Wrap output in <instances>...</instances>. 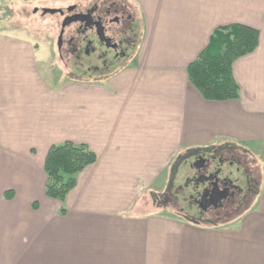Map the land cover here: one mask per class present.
Returning a JSON list of instances; mask_svg holds the SVG:
<instances>
[{
    "label": "crops",
    "instance_id": "crops-1",
    "mask_svg": "<svg viewBox=\"0 0 264 264\" xmlns=\"http://www.w3.org/2000/svg\"><path fill=\"white\" fill-rule=\"evenodd\" d=\"M124 1L142 33L104 79L46 85L35 46L0 35V264H264V0ZM234 24L259 33L232 65L240 96L205 101L186 68ZM64 142L96 160L62 205L44 195L43 162ZM240 150L260 172L234 222L202 223L158 203L181 155Z\"/></svg>",
    "mask_w": 264,
    "mask_h": 264
},
{
    "label": "flooded vegetation",
    "instance_id": "flooded-vegetation-1",
    "mask_svg": "<svg viewBox=\"0 0 264 264\" xmlns=\"http://www.w3.org/2000/svg\"><path fill=\"white\" fill-rule=\"evenodd\" d=\"M71 7L74 9L70 13L60 16L62 22L66 17L76 19L63 33L69 31L65 53L73 80L89 82L110 76L126 63L139 42L140 21L134 9L124 0H92ZM227 153L230 156L224 152L195 154L188 162L184 200L188 211L197 216L193 220L210 223L220 215L238 213L251 203L257 182L249 165ZM179 190L184 192L183 187Z\"/></svg>",
    "mask_w": 264,
    "mask_h": 264
},
{
    "label": "trees",
    "instance_id": "trees-1",
    "mask_svg": "<svg viewBox=\"0 0 264 264\" xmlns=\"http://www.w3.org/2000/svg\"><path fill=\"white\" fill-rule=\"evenodd\" d=\"M258 39V31L245 25L234 24L217 28L212 33L204 50L186 68L190 85L205 101L238 100L240 91L232 74V65L236 60L251 54L258 45ZM194 153L192 152L191 155ZM95 160L94 153L84 144L64 142L51 146L43 162V171L46 176L45 197L63 205L67 195L76 185L77 175L92 165ZM181 161L182 159H180ZM177 169H179V165L173 167V170ZM170 181L172 182V179ZM9 193L6 192V198H9L7 196ZM181 194L176 197L172 196V200H175V204L179 207L182 202H185V196L183 193ZM249 205L238 213L227 214V216L220 215L219 217L225 219L235 217L236 219L247 210ZM181 212H184L182 208ZM64 214L65 209L62 207L60 215Z\"/></svg>",
    "mask_w": 264,
    "mask_h": 264
},
{
    "label": "rangeland",
    "instance_id": "rangeland-1",
    "mask_svg": "<svg viewBox=\"0 0 264 264\" xmlns=\"http://www.w3.org/2000/svg\"><path fill=\"white\" fill-rule=\"evenodd\" d=\"M35 1L36 0H0V35H7L14 39L30 41L35 46V52L33 53V66L37 67V73L40 75V79L46 85H49L50 78L54 79V81L57 83L59 81L61 82V80L67 81L74 79L72 78L73 76L70 72L68 66L69 63L67 62V56L65 53V43L69 31L66 30L63 36L64 44L62 46L60 56L57 48V39L60 33V27L63 19L60 14L65 13L69 7L74 6L75 4L66 5V3H63L60 5L57 2H50L46 0H39L38 2ZM88 2L89 1L86 0H80L76 4L85 5ZM43 9L59 10L61 13L43 16L41 14ZM35 10L37 12H35ZM136 17L139 18L138 14L136 15ZM141 33L142 29L140 31V36ZM243 151L244 150H240L239 152L236 151V157H239V159L243 160L242 162L245 161L247 165H249L251 172H253V177H256L254 171H256V173L258 172L257 175L259 176L260 168L256 166L257 164L254 159L250 158L249 154H246L245 152L243 153ZM200 153L214 154L216 152ZM189 154L190 153H188L187 155H181L176 160L174 165H178L180 159L186 156L188 157ZM224 154L230 156V154L227 152H224ZM191 159L192 157L186 160V164L184 162L181 167L179 166V169H177L178 173L177 170H171L170 180L172 179V182L170 180L168 181V188L164 191L162 190L158 203L162 207H168V209L174 213H181L182 208L184 210V212H182L184 216H189L188 218L195 219L197 218V216L195 215V217H193V214L188 211L189 207L187 206V202H182L179 207L175 204V200H172V196H176V193L177 196L179 194L182 195L179 188L183 187V194L186 193L184 179L186 173L190 172V170L188 169V162ZM173 178L175 180H173ZM258 186L259 185H257V188ZM256 193L257 192L255 191L251 202L254 200ZM236 219L235 217H229L226 219L223 217L221 219H212V222L210 223L214 225H221L223 223L230 224Z\"/></svg>",
    "mask_w": 264,
    "mask_h": 264
},
{
    "label": "water",
    "instance_id": "water-1",
    "mask_svg": "<svg viewBox=\"0 0 264 264\" xmlns=\"http://www.w3.org/2000/svg\"><path fill=\"white\" fill-rule=\"evenodd\" d=\"M74 8L73 7H70L66 10L65 13H70ZM35 12H37L35 10ZM61 12L59 10H49V9H43L41 14L43 16L45 15H55V14H60ZM62 14V13H61ZM76 21V19L74 17H66L63 22L61 23V29H60V33H59V36H58V41H57V47L58 49H60V47L62 46V43H63V33H64V29L66 27H68L69 25H71L72 23H74ZM100 38L101 39H104L103 38V35L102 33L100 34ZM105 42L109 43L108 40H105ZM203 160H199V162H202ZM226 193H228V190H225Z\"/></svg>",
    "mask_w": 264,
    "mask_h": 264
}]
</instances>
